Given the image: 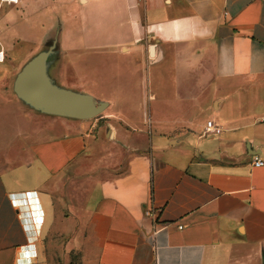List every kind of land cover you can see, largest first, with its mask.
Segmentation results:
<instances>
[{
    "label": "crops",
    "instance_id": "crops-1",
    "mask_svg": "<svg viewBox=\"0 0 264 264\" xmlns=\"http://www.w3.org/2000/svg\"><path fill=\"white\" fill-rule=\"evenodd\" d=\"M56 4L92 14L82 42L60 14L49 75L107 113L21 100L13 82L37 52L13 55L24 40L1 21L0 264H48L56 238L79 264H264V0Z\"/></svg>",
    "mask_w": 264,
    "mask_h": 264
},
{
    "label": "rangeland",
    "instance_id": "rangeland-1",
    "mask_svg": "<svg viewBox=\"0 0 264 264\" xmlns=\"http://www.w3.org/2000/svg\"><path fill=\"white\" fill-rule=\"evenodd\" d=\"M17 1V0H16ZM14 1V2H16ZM22 3H10V2H0V23L1 21L7 20L9 27L7 33H11L12 38L20 39L24 42H21L15 46L11 47L13 49L12 54L17 55L23 49H28L29 53L33 51H40L46 49L48 44L53 43L57 38L58 29L63 26L64 23H60L58 19L61 17L60 14H65L69 9L72 10V16L69 18L68 25L72 29L73 37L76 42H82L81 39L84 38V25L78 23V18L83 19L84 16H89L92 14L89 10L85 9H72L73 7L67 5L65 11H58V4L56 0H45L40 2V0H32L31 8L29 11L25 10L22 6ZM75 12V14H74ZM76 15L77 17H74ZM65 21V19H64ZM91 27V24L89 23ZM79 27L82 28L80 32ZM49 28H54L50 35H48L43 41H40L45 34L48 32ZM21 46V47H20ZM113 66L115 68L111 69V73H121L123 70L119 68L118 62ZM131 63V62H130ZM133 61L130 65L133 66ZM113 78H120L119 74ZM107 110L105 109L101 115L106 114ZM65 239L56 238V240L51 241L46 248V257L48 264H79V254L71 250V248L66 246V243L63 241ZM47 242V241H46Z\"/></svg>",
    "mask_w": 264,
    "mask_h": 264
},
{
    "label": "water",
    "instance_id": "water-1",
    "mask_svg": "<svg viewBox=\"0 0 264 264\" xmlns=\"http://www.w3.org/2000/svg\"><path fill=\"white\" fill-rule=\"evenodd\" d=\"M57 38L46 49L34 54L20 69L13 82L16 95L31 107L48 114L75 119L100 115L107 106L91 95L59 86L49 75ZM152 46H150V49Z\"/></svg>",
    "mask_w": 264,
    "mask_h": 264
},
{
    "label": "built area",
    "instance_id": "built-area-1",
    "mask_svg": "<svg viewBox=\"0 0 264 264\" xmlns=\"http://www.w3.org/2000/svg\"><path fill=\"white\" fill-rule=\"evenodd\" d=\"M1 1H10V0H1ZM14 1H16V0H14ZM4 58H5L4 52H3V50H0V63L4 61ZM206 131L209 133L217 134L220 132V128L217 127L216 125H214L212 123V121H207ZM252 164L254 166H261L264 164V161L261 158H259L258 156H254L252 159ZM145 214L154 220L153 234H156L161 229L166 228L167 223L159 220L158 215H157V210L155 208H150V209L146 210ZM179 228H181V226H179Z\"/></svg>",
    "mask_w": 264,
    "mask_h": 264
},
{
    "label": "bare ground",
    "instance_id": "bare-ground-1",
    "mask_svg": "<svg viewBox=\"0 0 264 264\" xmlns=\"http://www.w3.org/2000/svg\"><path fill=\"white\" fill-rule=\"evenodd\" d=\"M10 1H14V0H10Z\"/></svg>",
    "mask_w": 264,
    "mask_h": 264
}]
</instances>
